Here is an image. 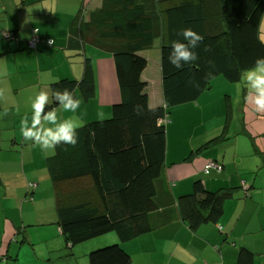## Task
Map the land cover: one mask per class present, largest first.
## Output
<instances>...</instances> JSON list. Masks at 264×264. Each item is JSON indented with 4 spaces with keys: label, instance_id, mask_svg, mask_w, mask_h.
Listing matches in <instances>:
<instances>
[{
    "label": "crops",
    "instance_id": "crops-1",
    "mask_svg": "<svg viewBox=\"0 0 264 264\" xmlns=\"http://www.w3.org/2000/svg\"><path fill=\"white\" fill-rule=\"evenodd\" d=\"M103 3L105 0H0L2 264L86 262L87 257H70L67 252L64 255L68 248L56 224L55 192L46 167V159L54 150H42L32 141H25L21 126L25 120L30 124L31 102L39 91H48L51 100L53 82L63 78L80 80L85 58L93 64L94 95L84 100L74 89V97L81 101L75 113L64 111L58 104L45 111L56 109L59 119L72 118L80 125L109 116L111 105L119 100L112 55L92 44L97 34L90 32L83 41L80 33L81 21ZM205 6V33L215 34L222 28L219 5L216 0H205ZM35 35L40 42L35 48L27 47ZM259 37L264 43V12ZM160 44L157 38L139 53L147 59L141 79L146 83L144 91L151 107L163 104ZM245 95L241 81L229 82L216 76L195 102L170 108L165 126L161 175L165 190L177 196L189 192L195 180L209 191L230 190L232 195L224 200L222 216L216 223L192 230L175 217L131 241L121 242L107 233L97 236L90 239L88 249L118 241L130 254L131 264H235L242 246L253 252V264H263L264 112H254ZM210 160L219 162L222 169L205 173L203 168ZM30 182L36 187L28 199ZM75 182L72 193L87 186V180ZM28 247L33 254L28 255ZM72 247L69 255L80 252V248L71 252ZM37 257L46 262H38Z\"/></svg>",
    "mask_w": 264,
    "mask_h": 264
},
{
    "label": "trees",
    "instance_id": "trees-1",
    "mask_svg": "<svg viewBox=\"0 0 264 264\" xmlns=\"http://www.w3.org/2000/svg\"><path fill=\"white\" fill-rule=\"evenodd\" d=\"M162 1L105 0L81 21V39L90 32L97 34L92 44L112 55L119 100L111 105L108 117L77 129L76 145H57L46 159L55 192L56 224L67 247L109 232L121 242L131 241L175 217L195 230L216 223L224 200L232 195L230 190L209 191L200 180L177 196L165 190L161 178L165 126L171 107L195 101L216 76L240 81L241 71L264 57L259 37L264 0H216L222 28L211 35L205 33V0H167L171 3L166 5ZM185 28L195 30L203 40L195 49L198 59L176 69L168 54L171 42L183 39L179 33ZM157 38L163 104L151 107L141 79L147 59L139 53ZM65 88L77 89L84 100L94 95L89 58L83 62L79 81L63 78L51 84V92ZM55 105L53 101L45 110ZM76 180H87V186L72 193ZM253 257L252 251L239 247L235 264H253ZM87 258V264H131L120 243L91 249Z\"/></svg>",
    "mask_w": 264,
    "mask_h": 264
},
{
    "label": "clouds",
    "instance_id": "clouds-1",
    "mask_svg": "<svg viewBox=\"0 0 264 264\" xmlns=\"http://www.w3.org/2000/svg\"><path fill=\"white\" fill-rule=\"evenodd\" d=\"M179 35L183 39L172 41L168 54L169 63L176 69H181L198 59L195 49L203 40L202 35L192 28L183 29ZM240 81L241 86L246 90V103L253 106L254 112H264V57H257L251 67L242 70ZM53 101L64 111L73 113L81 103L68 88L62 91L54 90L51 93V100L49 92L44 90L34 96L31 102L33 113L31 122L30 124L27 120L22 122L21 133L25 141H32L42 150H54L60 144L74 146L78 142L77 129L81 126L79 121L72 118L59 119L56 109L45 111L46 105ZM139 111L137 109L138 113ZM98 116L102 118V114L98 113Z\"/></svg>",
    "mask_w": 264,
    "mask_h": 264
},
{
    "label": "rangeland",
    "instance_id": "rangeland-1",
    "mask_svg": "<svg viewBox=\"0 0 264 264\" xmlns=\"http://www.w3.org/2000/svg\"><path fill=\"white\" fill-rule=\"evenodd\" d=\"M212 80H213V79H212ZM193 102H195V101H193ZM115 103H116V102H115ZM175 108H176L175 106L171 107V109H175ZM196 117H197V118H200L199 115H197V114H196ZM75 186H76V185H75ZM75 186H74V187H75ZM74 187H73V188H74ZM107 234H112V236H113V235L116 236L114 232H109V233H107ZM116 237H117V236H116ZM91 240H93V239H91ZM91 240H87V241H84V242H81V243H77V244H75V245L71 248V252H74V251H73L74 249L77 250V248H80V252H79L78 254H77V253H76V254L73 253V254L69 255V254H70V252H69L70 247H67L68 249L65 250L64 255H65V253L67 252L68 255H66V256H70V257H71V256H73V255H74V256L76 255V256H78L79 259H83V258L85 259V258L87 257V255L85 256L84 253H87L88 250L91 249V248L88 249L89 247H91V246H89L90 243H88V242H92ZM117 240H119V239H117ZM49 242H50V241H49ZM115 243H118V241H116ZM241 247H242V246H241ZM28 249H29V250H28V255L33 254V253H31L32 250L30 249V247H28ZM37 249H39V248H37ZM95 249H97V248H95ZM38 257H40V256H38ZM38 257H37V259H36L38 262H40V263H45V262H46V260H45V261H44V260H41V258H38ZM259 258H260V259H263L261 256H259ZM87 259H88V258H87ZM87 259H86L85 264H87V261H88ZM74 260H75V259H74ZM19 264H22V262L20 261ZM50 264H51V263H50ZM261 264H262V263H261ZM263 264H264V263H263Z\"/></svg>",
    "mask_w": 264,
    "mask_h": 264
},
{
    "label": "built area",
    "instance_id": "built-area-1",
    "mask_svg": "<svg viewBox=\"0 0 264 264\" xmlns=\"http://www.w3.org/2000/svg\"><path fill=\"white\" fill-rule=\"evenodd\" d=\"M50 41L51 40L47 41V43L49 45L52 43V42L49 43ZM38 42H40L39 36L35 35L30 41L27 42V47L35 48ZM159 122H160V120H159ZM211 169L216 170V171H220L222 169V166L219 162L214 161V160H210L205 164L203 170L205 173H208ZM27 187L29 190V192L27 193V194H29V196H27V197H28V199H31L32 197H31L30 191L32 192V190L36 187V184L34 182H30V183H28Z\"/></svg>",
    "mask_w": 264,
    "mask_h": 264
}]
</instances>
